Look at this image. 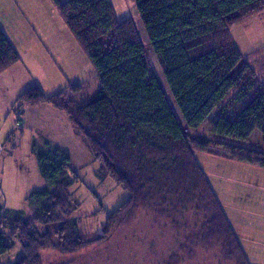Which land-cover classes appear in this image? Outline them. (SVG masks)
<instances>
[{"label":"trees","instance_id":"16d2710c","mask_svg":"<svg viewBox=\"0 0 264 264\" xmlns=\"http://www.w3.org/2000/svg\"><path fill=\"white\" fill-rule=\"evenodd\" d=\"M52 1L94 63L100 86L79 103L64 90L45 94L34 85L18 97L17 108L49 103L65 111L99 162L100 177L113 179L129 197L107 215L102 233L85 238L73 218L80 207L70 193L73 181L79 180L72 156L49 143L45 150L35 146L48 186L28 197L39 203L32 217L5 218L0 204V259L19 244L23 256L14 264H44L41 251L49 248L75 255L105 245L146 206L163 231L166 223L185 233L184 242L175 245L180 248L173 252L176 256L188 244L201 242L205 249H215L219 264H251L195 154H219L264 168V153L193 134L241 87L238 101L251 92L254 96L235 117L217 116L210 130L264 145V80L243 62L231 32L264 13V0H135L183 121L151 67L133 17L119 21L112 0ZM20 61L21 54L0 26V73ZM81 89L72 87L74 96ZM172 247L158 264H170Z\"/></svg>","mask_w":264,"mask_h":264},{"label":"rangeland","instance_id":"374dc122","mask_svg":"<svg viewBox=\"0 0 264 264\" xmlns=\"http://www.w3.org/2000/svg\"><path fill=\"white\" fill-rule=\"evenodd\" d=\"M112 3L119 21L130 17L135 19L140 36L148 47L151 67L162 80L176 113L183 121L149 44V36L135 0H112ZM32 7L34 14L26 15V18L21 15L20 18L25 28L23 33L39 45L35 52H32L34 48L27 47V60L17 63L4 73L3 78L0 77V145L5 147L0 156V204L4 210L3 216L8 219H26L37 212L39 203L30 201L28 197L47 187L48 182L42 175L38 156L33 149L38 146L45 150L48 143L53 147L61 143L73 153L70 155L74 174L79 178L73 181L70 188L72 201L80 207L74 212L73 218L78 220L79 229L85 238H95L102 233L107 215L125 202L129 194L113 179L100 177L99 162L90 157L87 159L82 140L66 133L67 127L72 129V123L65 111L49 103L37 106L38 110L30 106L22 109L17 107L20 94L34 85L40 86L45 94L64 90L66 96L85 103L99 89V75L54 2L32 0ZM255 17L233 26L231 32L244 54L243 62L252 65L261 82L264 80V29L259 27L260 20ZM22 72L23 79L20 76ZM77 85H81L82 89L74 96L72 87ZM240 89L231 92L193 135L215 143L237 145L264 153V145L213 134L210 130L217 116L227 113L235 117L240 107L243 104L246 106L254 96V92H251L245 100L238 101L236 96ZM195 156L244 246L250 263L264 264V168L208 152H196ZM194 222L192 220L190 225L194 226ZM163 224L166 225L164 231L145 206L130 222L120 226L107 244L92 246L75 255L45 249L41 251L43 263L158 264L162 260L161 254L173 245L170 264H208V261L219 264L220 260H214L215 249L207 250L201 242L192 247L188 244V248L182 249L176 256L174 253L180 248L175 245L184 242L185 233ZM22 256L23 249L19 244L0 259V264H14ZM230 264L236 263L232 261Z\"/></svg>","mask_w":264,"mask_h":264},{"label":"crops","instance_id":"0c3cea01","mask_svg":"<svg viewBox=\"0 0 264 264\" xmlns=\"http://www.w3.org/2000/svg\"><path fill=\"white\" fill-rule=\"evenodd\" d=\"M32 12H33L32 0H0V26L7 33L9 40L13 43L15 48L21 54L20 62L27 60L28 58L29 52L28 50L27 51L25 50L27 47L32 48V49L34 48L32 52H35V48L38 47L39 45L37 41H35L33 38L26 36V34L23 33L25 32L24 30L25 28L22 24V19L20 18V16L22 15L24 18H26V15L31 16L32 14H34ZM263 16H264V13L257 15L255 18H258V20H260L258 25L259 27H263L264 29V17ZM16 65L12 66L11 68H14ZM10 69L1 72L0 77L3 78L4 73L9 71ZM20 76L22 79L24 78L23 72L20 74ZM41 104H45V103H41ZM41 104H36L35 106H30V107H35V109L38 110V108L36 107L41 106ZM26 107H29V106H26ZM40 108L42 109V107ZM71 128L72 129H69L67 127L66 133L75 138L79 137L75 129H73V126H71ZM79 140H82L81 141L82 147L84 148L86 158L89 159L90 157V159L91 158L94 159V156L92 152L89 150L86 142L80 137H79ZM57 147H61L66 152H69V154H73L70 151V149L67 148V146H63V144L61 143L57 145ZM4 151H5V147L4 148L1 147L0 156L3 155Z\"/></svg>","mask_w":264,"mask_h":264}]
</instances>
